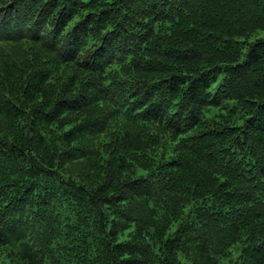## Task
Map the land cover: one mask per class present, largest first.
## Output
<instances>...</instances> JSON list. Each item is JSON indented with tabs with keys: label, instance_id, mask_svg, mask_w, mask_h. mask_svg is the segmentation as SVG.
<instances>
[{
	"label": "trees",
	"instance_id": "trees-1",
	"mask_svg": "<svg viewBox=\"0 0 264 264\" xmlns=\"http://www.w3.org/2000/svg\"><path fill=\"white\" fill-rule=\"evenodd\" d=\"M0 264H264V0H0Z\"/></svg>",
	"mask_w": 264,
	"mask_h": 264
}]
</instances>
